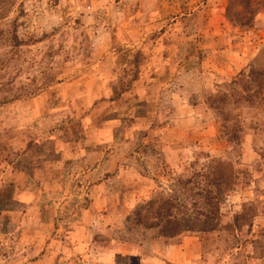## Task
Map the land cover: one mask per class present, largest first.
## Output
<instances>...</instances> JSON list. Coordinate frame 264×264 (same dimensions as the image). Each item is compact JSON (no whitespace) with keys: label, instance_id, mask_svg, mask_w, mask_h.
<instances>
[{"label":"rangeland","instance_id":"obj_1","mask_svg":"<svg viewBox=\"0 0 264 264\" xmlns=\"http://www.w3.org/2000/svg\"><path fill=\"white\" fill-rule=\"evenodd\" d=\"M160 194L216 229L129 231ZM108 251L264 264V0H0V264Z\"/></svg>","mask_w":264,"mask_h":264},{"label":"trees","instance_id":"obj_2","mask_svg":"<svg viewBox=\"0 0 264 264\" xmlns=\"http://www.w3.org/2000/svg\"><path fill=\"white\" fill-rule=\"evenodd\" d=\"M10 187H13V183ZM206 215L187 214L179 208L176 197H163L160 194L137 202L126 217L125 224L129 231L135 229L140 232L143 240L162 239L172 243L179 242L181 234L185 232L206 233L215 230L218 222Z\"/></svg>","mask_w":264,"mask_h":264},{"label":"crops","instance_id":"obj_3","mask_svg":"<svg viewBox=\"0 0 264 264\" xmlns=\"http://www.w3.org/2000/svg\"><path fill=\"white\" fill-rule=\"evenodd\" d=\"M15 142V141H14ZM15 144V143H14ZM4 170H6V169H4ZM114 252L115 251H111V252H105L106 253V263L105 264H114V256H115V254H114ZM169 252V251H168ZM44 255H45V253H44ZM151 260V259H150ZM154 262H156V261H154ZM158 262V261H157ZM94 264H100L99 262H96V263H94Z\"/></svg>","mask_w":264,"mask_h":264}]
</instances>
